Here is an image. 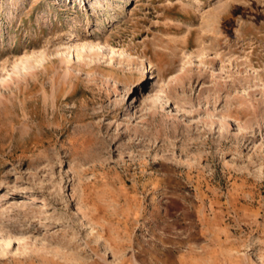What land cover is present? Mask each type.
Here are the masks:
<instances>
[{
	"label": "rangeland",
	"instance_id": "rangeland-1",
	"mask_svg": "<svg viewBox=\"0 0 264 264\" xmlns=\"http://www.w3.org/2000/svg\"><path fill=\"white\" fill-rule=\"evenodd\" d=\"M0 264H264V0H0Z\"/></svg>",
	"mask_w": 264,
	"mask_h": 264
}]
</instances>
